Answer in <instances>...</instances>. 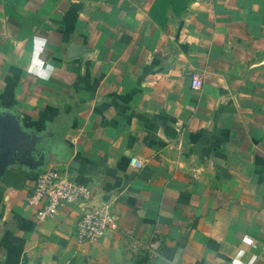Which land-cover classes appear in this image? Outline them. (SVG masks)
I'll use <instances>...</instances> for the list:
<instances>
[{"label":"crops","instance_id":"crops-1","mask_svg":"<svg viewBox=\"0 0 264 264\" xmlns=\"http://www.w3.org/2000/svg\"><path fill=\"white\" fill-rule=\"evenodd\" d=\"M2 145L0 264H264V0H0ZM44 168L113 229L35 219Z\"/></svg>","mask_w":264,"mask_h":264},{"label":"built area","instance_id":"built-area-1","mask_svg":"<svg viewBox=\"0 0 264 264\" xmlns=\"http://www.w3.org/2000/svg\"><path fill=\"white\" fill-rule=\"evenodd\" d=\"M201 83V76L191 72L190 86L198 89ZM129 161L135 168L141 164L135 157H130ZM90 198L91 188L88 184L70 178L57 168H44L36 173L26 196V203L33 208V216L37 220L51 218L66 202L76 203L80 207V212L74 222L73 234L78 243H83L105 235L113 229L117 220V214L111 209L108 201L94 203ZM241 240L253 244L249 236L242 235ZM146 247L150 251L154 250L157 247L156 240L151 239Z\"/></svg>","mask_w":264,"mask_h":264},{"label":"water","instance_id":"water-1","mask_svg":"<svg viewBox=\"0 0 264 264\" xmlns=\"http://www.w3.org/2000/svg\"><path fill=\"white\" fill-rule=\"evenodd\" d=\"M3 143H5V142H3ZM9 146H10V145H9ZM1 147H2V149H0V150H4V148H5V145H2Z\"/></svg>","mask_w":264,"mask_h":264}]
</instances>
